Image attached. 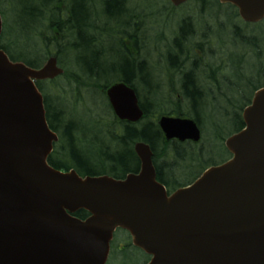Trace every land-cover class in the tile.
Listing matches in <instances>:
<instances>
[{
	"label": "water",
	"instance_id": "obj_1",
	"mask_svg": "<svg viewBox=\"0 0 264 264\" xmlns=\"http://www.w3.org/2000/svg\"><path fill=\"white\" fill-rule=\"evenodd\" d=\"M218 2L246 23L264 18V0ZM60 74L55 58L31 69L0 51V264H105L117 229L151 257L147 264H264V88L243 109L244 128L225 142L230 160L168 196L142 143L134 147L139 171L123 180L47 164L57 138L34 81ZM106 96L120 120L142 117L126 85ZM159 126L167 139H199L190 119L162 117ZM79 210L88 217L75 218Z\"/></svg>",
	"mask_w": 264,
	"mask_h": 264
},
{
	"label": "trees",
	"instance_id": "obj_2",
	"mask_svg": "<svg viewBox=\"0 0 264 264\" xmlns=\"http://www.w3.org/2000/svg\"><path fill=\"white\" fill-rule=\"evenodd\" d=\"M87 1L0 0V13L4 24L0 49L8 54L10 60L23 62L31 68H39L46 57L54 51L59 65L64 69L62 76L51 81L36 83L43 96L48 126L59 136V145L54 154L48 158V164L56 169L66 171L73 169L80 176L108 175L114 179H122L127 174L137 173L139 170V162L133 151V145L136 142H144L150 146L154 153L157 180L167 186L168 181L172 182V179H176V175L186 172V170L189 171L194 164L202 163L198 173L206 167L218 164L219 161L212 160L213 154L216 152L221 151L223 154L220 161L227 159L229 155L222 143L230 134L243 128L241 111L244 106L241 104L236 107V101L231 98L227 99L220 91L218 93L224 97L229 108L226 111L222 108L215 111L216 116L223 119L224 122L214 123L213 126L218 131L224 130V125L229 123L234 126L230 132H222L223 134L216 138L213 151L205 150L206 142V145L193 149V152L187 148L191 145L176 143L168 145L157 125L159 116L177 114L183 117H192L205 131L203 116L206 110L204 109H210V105L214 103V94L208 87L215 86V90L219 87L218 81L220 80L218 78H222V76L213 75L216 71L222 75L224 70H222L220 62L223 60L217 62L215 69H211L206 62L209 59H205L203 55L197 59L194 56L191 61L181 52L179 57L169 59L172 62V72H170L172 77L165 83L167 92H164L159 76H155L150 63L151 57L156 63L161 62L158 59L161 55L155 53V51L159 52L156 47L150 49V53L146 54V39L149 38L150 32L146 25L141 26L140 20L137 19L138 14L126 10L125 0H96V8H93L94 5L89 6ZM212 3L217 4L215 0L197 2L199 15L206 9L205 4L212 5ZM130 13L132 14L129 15ZM100 16L113 23L119 24L120 22L119 28L122 30L119 28L115 30L119 35L117 48L106 47L104 44L102 39L110 30L103 27ZM212 16L215 19L219 17L218 15ZM126 17L127 19L131 18L130 21L122 24V19ZM227 19L230 22L228 25L231 27L232 34L241 32L244 34L243 38L246 43L252 44L250 45V54L261 51L264 53V37L261 33L257 38L253 32L256 30L253 29V33H248L239 28L237 23L233 24L234 21H238L235 13ZM117 23L116 25H118ZM215 26L223 27V24L219 25L218 23ZM255 27L263 29L264 20ZM193 29L197 32L191 16L184 17L178 23V36L173 45L177 46L180 51H182L183 43L184 48L189 47L196 39ZM212 31L210 25L205 27L202 36L208 40L197 45L202 50V46L208 44V53ZM187 39H190V43ZM152 53H154L153 56ZM180 58L182 59L181 63ZM70 62L74 68H70ZM187 65L191 67L192 71L183 72L182 70ZM196 69L199 73L195 75ZM115 82H124L135 90L144 112L141 122L129 124L116 121L112 117L105 100L104 90ZM176 86H179L180 90H175ZM260 86H264V82ZM260 86L253 88L255 90ZM64 87L67 88L64 89ZM55 88L57 94L53 96L52 91ZM240 93V89H236L234 94L239 95ZM85 94H92L99 101L96 104L105 105L109 111L104 110L102 114L96 115L94 110H89L94 123L99 127L98 135L79 128L70 119V114L63 110V101L68 106L75 108L82 104V96ZM161 95L162 101L158 104ZM59 99L63 101H59ZM229 109H232L233 112L230 113ZM102 115H108L111 118L110 128L106 132L100 128L101 125L98 122ZM103 119L102 117L101 120ZM114 125L116 126L114 127ZM169 152L180 162L174 172L170 170L172 168L170 163L162 161L163 159L159 161L162 154H165V157L172 156ZM178 185L180 184L168 186L175 188ZM74 216L84 219L87 217V213L80 210ZM114 243L111 245L110 256L118 257L135 250L141 254L144 262L147 261V256L131 246L126 233L122 232Z\"/></svg>",
	"mask_w": 264,
	"mask_h": 264
},
{
	"label": "rangeland",
	"instance_id": "obj_3",
	"mask_svg": "<svg viewBox=\"0 0 264 264\" xmlns=\"http://www.w3.org/2000/svg\"><path fill=\"white\" fill-rule=\"evenodd\" d=\"M89 6H93V8H96V0H88L87 1ZM217 4L212 3L210 4H205L206 6L204 12H202L201 15L198 13V8L199 5L194 3L190 4L188 6H182L178 10H168L166 7L168 5L165 3V0H128L127 1V9H131L132 13L135 12L136 14L140 15L142 18H139V20H144L145 22L147 21V26L149 29V38L148 41L146 39L147 43V51L146 54L150 53V49L156 47L158 48V51H155V53H160L161 57L158 59L161 62L156 63L155 60L151 57L148 58L152 65V70L154 71L155 76H159L160 84L162 83V90L166 92L165 88V83L168 82L170 77H172V73L170 72H164L167 67H171L166 61L172 56L175 55H180L179 49H175L169 45L170 40L169 38L172 37L173 28L176 27L178 24L179 20L185 15L191 16L193 23L195 24V29L197 30V34L195 30L193 29V33L196 35V39H194V43L192 42L191 48L188 49L184 48V43L182 46L183 49V56L187 57L188 59L192 57H197L200 58L201 55H206V59L208 58L209 60L206 62L210 65L212 69H215L217 66V62H220L223 60V62H220V64L224 63V70L222 72L223 75L219 74L217 71L214 72L213 76H222V78H218L220 81L219 82V87L217 90H215V86H209L211 92L214 94V103H212L210 109H204L206 111L203 118H204V123H205V131H204V137L205 141L202 136V144L203 142H206L207 147L206 149H209V151L212 150L216 138L223 134L222 132H230L231 128L234 126V124L230 125H224V130L218 131L213 125L214 123H223V119L219 118L216 116L215 111L218 108H222L224 111L229 108L228 103L225 101L224 97L231 98L236 101V107L238 105L243 104V106L246 104L245 101L250 99L252 97V91L254 90L253 87L259 86L264 82V56L263 52L261 51L260 53H249L251 51V46L252 44L248 45L245 41L244 34L237 33V34H232L231 27L228 25V17H231L234 15V12L231 8H228L227 6H215ZM187 7V8H185ZM198 7V8H197ZM210 9V10H209ZM217 11H220V14H218ZM129 12V11H128ZM130 13L129 15H131ZM217 13V14H216ZM128 15V16H129ZM212 15H218L215 19L214 16ZM212 16V17H211ZM131 19V18H130ZM130 19L123 18L122 24L124 22L128 23ZM100 21L101 24L104 25L103 27L108 28V31L110 30L109 33L104 35V38L102 39L106 47H113L117 48V41H119V35L115 31L116 28L120 27V22L118 25L116 23H113L111 20L108 21L106 20L103 16H100ZM226 24L228 27L221 28L216 27V24ZM240 24L239 21L236 20L234 21L233 24ZM208 25L213 28L212 35L210 36V49L211 52L208 53V44H204L202 46V50L199 48V54L194 51L193 46L205 42L208 39L203 38L202 34L205 32V27ZM257 24L256 26H258ZM122 27V26H121ZM240 28V25L238 26ZM259 27L255 26H249V27H244L243 29L246 30L248 33H251L253 31L255 32L254 34L256 35L257 38H259V34L261 33L264 37V28L263 29H257ZM122 30V28H119ZM263 30V31H262ZM252 32V33H253ZM190 39H187L189 41ZM257 41V40H255ZM256 43V42H255ZM264 43V42H263ZM188 44V43H187ZM171 51V52H170ZM154 54L152 53V56ZM174 59V58H171ZM181 58H180V63H181ZM71 63V62H70ZM172 64V63H170ZM68 65V64H67ZM226 67V68H225ZM70 68H74L72 63ZM191 68V67H190ZM190 68L185 67L182 71L184 72L186 69L187 71H190ZM164 69V70H163ZM186 71V72H187ZM220 71V70H218ZM197 69L194 71V74H198ZM198 76V75H197ZM164 80V81H163ZM67 86V84H66ZM208 86V85H207ZM57 88V87H56ZM54 89L52 91V95L56 96L57 94V89ZM67 87H64L66 89ZM239 90L241 93L238 95H235V91ZM220 91L223 93V96H220L218 93ZM213 100V97H212ZM59 101H63L62 99H59ZM162 101V95L157 102L158 104ZM97 101L95 97L92 94H85L82 96V104L78 105L75 108H72L70 105L66 102H62L63 110L67 111L70 115V119L81 129H85L87 131H91L93 135H98V126L94 123V120L91 116V113L89 110H94L95 114L98 115L99 113L102 114L104 110L108 111L106 106L103 104H96ZM83 106V108H82ZM213 107V110H212ZM235 107V108H236ZM230 113H232V109H229ZM109 112V111H108ZM95 116V115H94ZM104 118L101 120V118ZM100 120V121H99ZM98 120L99 124L101 125V129L106 132L107 129H109V124L111 123V118L108 115H102L100 116V119ZM68 122V121H67ZM227 123V122H226ZM116 125H114L115 127ZM219 126V125H218ZM100 138V137H99ZM200 150V149H198ZM213 151V150H212ZM199 153V152H197ZM213 161H219L223 154L222 152H216L213 154ZM165 154L161 156V159L163 161H166V163H171V162H177L173 158V156H166ZM177 166L179 164H171V172L175 171L177 169ZM193 171H197V167L192 168ZM118 235V234H117ZM119 237V236H117ZM115 244V243H114ZM127 256V258H126ZM126 258V259H125ZM144 259L142 258L141 254L139 252H136L133 250L130 253H126L124 255L120 256H110L108 258L107 264H143Z\"/></svg>",
	"mask_w": 264,
	"mask_h": 264
},
{
	"label": "flooded vegetation",
	"instance_id": "obj_4",
	"mask_svg": "<svg viewBox=\"0 0 264 264\" xmlns=\"http://www.w3.org/2000/svg\"><path fill=\"white\" fill-rule=\"evenodd\" d=\"M127 1L128 0H125V4H126V6H127ZM126 8V10L127 11H131V9L129 10V9H127V7H125ZM139 18H142V17H140L139 15H138V20H139ZM141 24V26H143V24L142 23H140ZM173 30V32H174V34H172V37L171 38H169L168 40H170L172 43H174V40H176V38H177V36H178V34H177V28H173L172 29ZM194 43V42H193ZM195 44V43H194ZM180 55H175V56H172V57H170V58H175V57H179ZM194 58H196L197 59V57H194ZM192 59H193V57L191 58V61H192ZM186 61V60H185ZM184 61V62H185ZM188 144V143H187ZM59 154H61V153H59ZM179 164L180 165V162H174V164ZM197 163V162H196ZM173 164V163H172ZM190 166H191V164H190ZM201 165H200V163L199 164H194L193 166H191V167H197V169L200 167ZM198 174H197V172H195V171H193L192 170V168L188 171V170H186V172H183V173H181V174H179V175H176L175 176V178L176 179H172L171 181L172 182H170V181H168V183L169 184H171V185H174V184H180V183H185V184H189V183H192L198 176H197ZM181 181V182H180Z\"/></svg>",
	"mask_w": 264,
	"mask_h": 264
}]
</instances>
